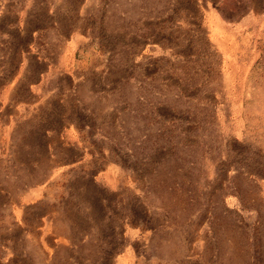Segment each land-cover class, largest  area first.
Here are the masks:
<instances>
[{
    "label": "rangeland",
    "instance_id": "1",
    "mask_svg": "<svg viewBox=\"0 0 264 264\" xmlns=\"http://www.w3.org/2000/svg\"><path fill=\"white\" fill-rule=\"evenodd\" d=\"M0 264H264V0H0Z\"/></svg>",
    "mask_w": 264,
    "mask_h": 264
}]
</instances>
